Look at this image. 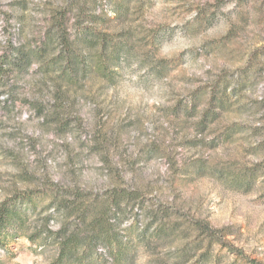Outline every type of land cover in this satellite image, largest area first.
<instances>
[{"label":"rangeland","instance_id":"rangeland-1","mask_svg":"<svg viewBox=\"0 0 264 264\" xmlns=\"http://www.w3.org/2000/svg\"><path fill=\"white\" fill-rule=\"evenodd\" d=\"M0 264H264V0H0Z\"/></svg>","mask_w":264,"mask_h":264},{"label":"trees","instance_id":"trees-1","mask_svg":"<svg viewBox=\"0 0 264 264\" xmlns=\"http://www.w3.org/2000/svg\"><path fill=\"white\" fill-rule=\"evenodd\" d=\"M16 197L8 198L0 203V245L2 244V235L4 234L3 227L7 220V209L12 205Z\"/></svg>","mask_w":264,"mask_h":264}]
</instances>
